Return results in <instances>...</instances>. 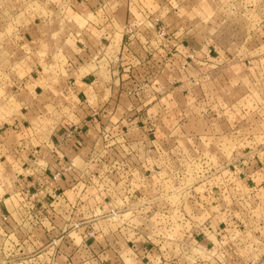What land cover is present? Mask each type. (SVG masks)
I'll use <instances>...</instances> for the list:
<instances>
[{
    "label": "crops",
    "instance_id": "0c3cea01",
    "mask_svg": "<svg viewBox=\"0 0 264 264\" xmlns=\"http://www.w3.org/2000/svg\"><path fill=\"white\" fill-rule=\"evenodd\" d=\"M56 7L71 23L61 50L20 81L19 111L0 113V211L10 217L1 264H213L201 251L224 255L218 264H264V0ZM236 10L249 14L234 22ZM153 15L184 31L166 50L146 31ZM107 32L118 44L102 46ZM101 47L107 74L90 66ZM148 115L162 146L205 150L216 168L184 206L200 226L186 241L129 213L139 193H107L100 181L104 135L140 150Z\"/></svg>",
    "mask_w": 264,
    "mask_h": 264
},
{
    "label": "built area",
    "instance_id": "2783aa9c",
    "mask_svg": "<svg viewBox=\"0 0 264 264\" xmlns=\"http://www.w3.org/2000/svg\"><path fill=\"white\" fill-rule=\"evenodd\" d=\"M143 24L133 21L129 23V28ZM145 24L146 31L151 34L152 41L159 45V50H166L184 34V31L179 34L178 31H170L163 18L157 15L147 18ZM109 38L111 35L107 32L99 39L102 46L104 39ZM141 124L148 129L140 150L130 146L125 148L122 144L128 140L123 136H119L121 140H117L109 137L108 133L104 135L105 156L99 161L106 165L107 172L100 177L101 184L107 193H139L144 199L139 200L136 205L126 206L129 213L143 215L154 229L158 228L159 236L177 239L181 238L179 233H185L182 236L186 241L193 235L190 230L200 226L189 216L184 206L187 201L194 199L192 195L196 185L212 176L216 168L205 150L193 146L182 148L179 144L170 148L162 146L153 135L157 124L156 116L148 115ZM58 175L54 178L57 179ZM218 187L214 186L212 190L221 191ZM197 197L198 194H195V199ZM9 218V214L0 211L1 222L8 223ZM34 220L37 221L38 217ZM89 234L93 235V232ZM220 251L224 252L223 248Z\"/></svg>",
    "mask_w": 264,
    "mask_h": 264
},
{
    "label": "rangeland",
    "instance_id": "374dc122",
    "mask_svg": "<svg viewBox=\"0 0 264 264\" xmlns=\"http://www.w3.org/2000/svg\"><path fill=\"white\" fill-rule=\"evenodd\" d=\"M56 2L57 0H0L1 114H16L19 111L17 100L22 91L20 81L32 78L30 76L38 68L40 59L42 64L52 63L53 59H49L55 54L54 49L57 48L56 52L61 50L64 38L70 32L71 23L63 19V8L56 7ZM244 11L236 10L231 13V16H238L234 22H241L240 16L249 14ZM235 25L230 27L231 34ZM111 39H104L103 46H107V42L118 44V39ZM109 62L113 63L103 51L94 53L90 66L100 70L101 74H107L105 72L109 70ZM134 222L140 224L142 218H137ZM201 255L204 259L212 260L213 264L219 263L215 259L223 263L225 258L222 254L214 256L202 251Z\"/></svg>",
    "mask_w": 264,
    "mask_h": 264
}]
</instances>
